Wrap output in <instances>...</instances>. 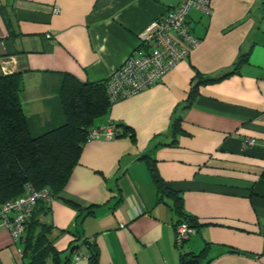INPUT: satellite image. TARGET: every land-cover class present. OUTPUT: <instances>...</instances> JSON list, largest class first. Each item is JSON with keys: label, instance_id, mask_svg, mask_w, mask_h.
<instances>
[{"label": "crops", "instance_id": "obj_1", "mask_svg": "<svg viewBox=\"0 0 264 264\" xmlns=\"http://www.w3.org/2000/svg\"><path fill=\"white\" fill-rule=\"evenodd\" d=\"M179 1L0 0V75L22 72L23 110L36 132L62 122L64 74L107 80L132 53L148 51L141 33ZM212 7L211 15L190 11L202 40L186 59L94 121L133 134L84 144L60 196L39 216L47 225L35 232L45 229L51 245L40 264H185L203 250L201 264H264V0ZM201 76L213 80L188 105ZM149 162L183 198L184 217ZM187 217L196 233L178 247L176 224ZM23 242L0 223V264H37L19 253ZM77 251L88 258L73 261Z\"/></svg>", "mask_w": 264, "mask_h": 264}, {"label": "trees", "instance_id": "obj_2", "mask_svg": "<svg viewBox=\"0 0 264 264\" xmlns=\"http://www.w3.org/2000/svg\"><path fill=\"white\" fill-rule=\"evenodd\" d=\"M247 60L248 55H243L235 68L239 69ZM201 77L191 89L188 105H192L197 98L199 86L213 80ZM107 81L83 82L70 74H64L58 91L62 122L37 133L34 118L27 116L23 110L22 72L0 75V207L23 195L29 183L36 190L47 189L51 196L50 200H38L27 220L23 255L29 256L33 263L40 264L43 255L51 251L47 231L41 229V233L35 232L40 224L47 225L40 222L39 216L50 211L53 199L63 191L79 162L84 144L91 140L90 133L96 128L94 121L107 114L112 106L107 93ZM114 128L118 131L117 137L133 134L129 130L119 131L117 126ZM174 130L182 131L180 118L175 121ZM149 165L161 194L174 198L172 208L184 217L183 198L166 186L154 162H149ZM68 202L80 211L83 208L77 201L70 199ZM91 212L89 207L87 214ZM182 222L196 227L193 218L180 219L176 226ZM41 240H46L45 245L39 246ZM89 258L96 259V253ZM183 260L185 262V257Z\"/></svg>", "mask_w": 264, "mask_h": 264}, {"label": "built area", "instance_id": "obj_3", "mask_svg": "<svg viewBox=\"0 0 264 264\" xmlns=\"http://www.w3.org/2000/svg\"><path fill=\"white\" fill-rule=\"evenodd\" d=\"M213 0H180L165 15L152 21L141 33V43L149 49L141 55L132 53L126 61L117 68L106 82L107 93L111 103L132 96L160 82L165 75L186 59L191 51L201 42L191 29L188 18L190 11L195 9L206 15L213 13ZM55 12L59 7H55ZM50 36V35H49ZM264 119V111L260 113ZM117 130L112 125L93 128L90 139L105 137L114 139ZM256 140L249 139L254 145ZM41 198L51 199L47 189L36 190L30 183L23 195L10 200L0 207V223L6 226L13 241L23 242L27 220L31 217L34 207ZM196 229L188 222L176 226V244L181 247ZM23 255V249H19ZM88 258L82 251L74 254L73 261Z\"/></svg>", "mask_w": 264, "mask_h": 264}, {"label": "water", "instance_id": "obj_4", "mask_svg": "<svg viewBox=\"0 0 264 264\" xmlns=\"http://www.w3.org/2000/svg\"><path fill=\"white\" fill-rule=\"evenodd\" d=\"M87 243L90 245H93L92 241H90V240H88ZM200 258H201V253H199V254L195 255L193 258L187 260L185 264H201Z\"/></svg>", "mask_w": 264, "mask_h": 264}]
</instances>
